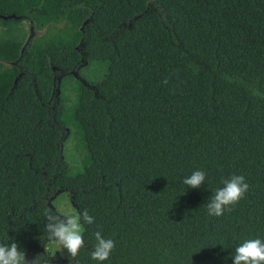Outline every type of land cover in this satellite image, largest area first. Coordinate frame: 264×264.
I'll list each match as a JSON object with an SVG mask.
<instances>
[{
  "label": "trees",
  "instance_id": "obj_1",
  "mask_svg": "<svg viewBox=\"0 0 264 264\" xmlns=\"http://www.w3.org/2000/svg\"><path fill=\"white\" fill-rule=\"evenodd\" d=\"M10 14L0 16V243L70 264L42 250L45 208L63 215L59 191L95 218L73 264H101L96 231L116 244L102 264H234L243 241L264 240V0H0ZM24 21L43 33L29 38ZM76 70L73 117L90 162L72 172L58 87ZM196 170L207 179L193 189L183 180ZM232 175L250 185L246 198L208 215Z\"/></svg>",
  "mask_w": 264,
  "mask_h": 264
},
{
  "label": "clouds",
  "instance_id": "obj_2",
  "mask_svg": "<svg viewBox=\"0 0 264 264\" xmlns=\"http://www.w3.org/2000/svg\"><path fill=\"white\" fill-rule=\"evenodd\" d=\"M207 174L203 170L194 171L183 183L193 189L200 188L206 181ZM224 185L218 188L207 202V212L210 216L219 217L225 212H231L235 205L239 204L250 189L243 175H232L222 181ZM47 223L45 229L47 240L55 241L58 246L67 252L70 264L76 261L81 249L86 246L84 232L85 225H91L95 218L85 209L81 213L71 211L61 215L45 208ZM95 244L92 247L91 259L104 262L110 259L116 244L112 239H106L101 231L94 233ZM234 264H264V240L247 239L235 248L232 257ZM42 255H38L32 261L26 257V253L16 242L10 244L0 243V264H45Z\"/></svg>",
  "mask_w": 264,
  "mask_h": 264
},
{
  "label": "rangeland",
  "instance_id": "obj_3",
  "mask_svg": "<svg viewBox=\"0 0 264 264\" xmlns=\"http://www.w3.org/2000/svg\"><path fill=\"white\" fill-rule=\"evenodd\" d=\"M21 27H24L28 30L29 38H34L43 33V30H38L32 27L30 21H24L21 24ZM97 68L98 65L93 63L90 69H85L86 74L93 77V80H95V77L98 76V74H94V70ZM82 82L84 83V76L80 70H76L69 76L65 77L64 75H61L58 87V95L62 97L66 105V110L63 115V119L67 118L65 119L66 137L63 143L64 157L70 162V169L72 172L84 170L85 166L90 162L86 139L84 138L81 127L78 126L73 117L74 109L78 104L79 95L81 92L80 83ZM52 202L62 214H65L68 211L77 213L76 209L72 205L70 197L65 192L55 196V198L52 199ZM43 248L44 252H47L50 255L54 256L55 254H60V256L63 258L67 257V252L58 246L55 241L45 244ZM45 264L62 263L48 262Z\"/></svg>",
  "mask_w": 264,
  "mask_h": 264
},
{
  "label": "water",
  "instance_id": "obj_4",
  "mask_svg": "<svg viewBox=\"0 0 264 264\" xmlns=\"http://www.w3.org/2000/svg\"><path fill=\"white\" fill-rule=\"evenodd\" d=\"M2 18H5V19H8V18H12V17H18V16H16L15 14H10V15H0ZM17 79H18V77H17ZM16 79V80H17ZM60 192L61 191H59L58 193H57V195L58 194H60ZM43 247H44V245H43ZM42 247V250H44V248Z\"/></svg>",
  "mask_w": 264,
  "mask_h": 264
}]
</instances>
